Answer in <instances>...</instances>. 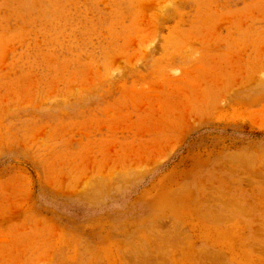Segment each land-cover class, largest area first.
I'll use <instances>...</instances> for the list:
<instances>
[{"label": "rangeland", "instance_id": "obj_1", "mask_svg": "<svg viewBox=\"0 0 264 264\" xmlns=\"http://www.w3.org/2000/svg\"><path fill=\"white\" fill-rule=\"evenodd\" d=\"M0 264H264V0H0Z\"/></svg>", "mask_w": 264, "mask_h": 264}]
</instances>
